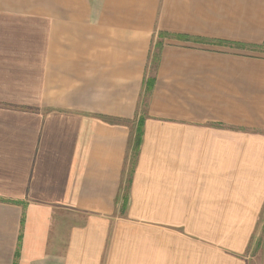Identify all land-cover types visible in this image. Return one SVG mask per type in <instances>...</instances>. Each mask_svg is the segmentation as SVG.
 I'll list each match as a JSON object with an SVG mask.
<instances>
[{
  "label": "crops",
  "instance_id": "crops-1",
  "mask_svg": "<svg viewBox=\"0 0 264 264\" xmlns=\"http://www.w3.org/2000/svg\"><path fill=\"white\" fill-rule=\"evenodd\" d=\"M263 215L264 0H0V264H251Z\"/></svg>",
  "mask_w": 264,
  "mask_h": 264
},
{
  "label": "rangeland",
  "instance_id": "rangeland-1",
  "mask_svg": "<svg viewBox=\"0 0 264 264\" xmlns=\"http://www.w3.org/2000/svg\"><path fill=\"white\" fill-rule=\"evenodd\" d=\"M149 98L148 92H146L144 102L142 103L141 113L146 110L147 101ZM251 264H264V215L260 225L259 233L254 240V248L251 253Z\"/></svg>",
  "mask_w": 264,
  "mask_h": 264
},
{
  "label": "trees",
  "instance_id": "trees-1",
  "mask_svg": "<svg viewBox=\"0 0 264 264\" xmlns=\"http://www.w3.org/2000/svg\"><path fill=\"white\" fill-rule=\"evenodd\" d=\"M159 56V54L158 55H156V58ZM151 89H152V86L150 85H148V90H147V92H148V94L151 92ZM139 134H138V137H137V139H136V145H135V150H136V153H137V150H138V148H139V144H140V138H141V131H139L138 132ZM124 206H125V203H124Z\"/></svg>",
  "mask_w": 264,
  "mask_h": 264
}]
</instances>
